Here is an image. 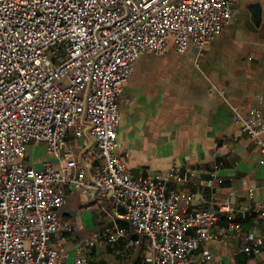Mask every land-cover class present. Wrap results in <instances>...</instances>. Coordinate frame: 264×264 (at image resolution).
Here are the masks:
<instances>
[{"label":"built area","instance_id":"obj_1","mask_svg":"<svg viewBox=\"0 0 264 264\" xmlns=\"http://www.w3.org/2000/svg\"><path fill=\"white\" fill-rule=\"evenodd\" d=\"M238 1L0 0V264H90L86 251L100 243L97 236L68 260L61 235L73 226L57 213L65 186L97 202L110 199L139 238L114 222L104 229L107 243L145 238L148 263L209 264L214 255L197 253L200 244L230 237L241 241L242 253H261L264 233L243 225L255 219L264 226V196L248 208L226 198L218 209L189 212L196 168L134 174L118 152V101L139 57L165 55L170 39L180 53L190 44L201 53ZM234 110L264 159V115ZM85 137L91 142L80 157H64L69 138ZM34 142L46 143L55 160L27 164ZM206 174L212 187L223 182L216 165Z\"/></svg>","mask_w":264,"mask_h":264},{"label":"crops","instance_id":"obj_2","mask_svg":"<svg viewBox=\"0 0 264 264\" xmlns=\"http://www.w3.org/2000/svg\"><path fill=\"white\" fill-rule=\"evenodd\" d=\"M199 53L193 44L180 53L170 39L165 55L148 52L139 57L118 101V152L134 174L155 175L173 165L196 168L197 176L188 186L197 201L189 212L218 209L226 198L248 208L264 196V159L242 132L234 108L246 117L255 110L264 115V0H239L232 18L200 53L198 67ZM90 142V137L69 138L64 157H80ZM54 160L46 143L34 142L26 163L42 168ZM215 165L223 182L212 187L206 171ZM64 190L67 201L57 213L73 226L61 235L69 261L79 244L97 236L100 243L86 251L90 264H151L145 261L149 248L145 238L139 244L125 239L114 246L107 243L104 229L114 222L139 238L126 218L114 214L110 199L97 202L73 187ZM117 210L125 212L123 207ZM243 229L264 233L255 219L246 220ZM240 245L236 237L205 241L197 253L210 250L214 259L209 264H264V247L259 255H247Z\"/></svg>","mask_w":264,"mask_h":264}]
</instances>
